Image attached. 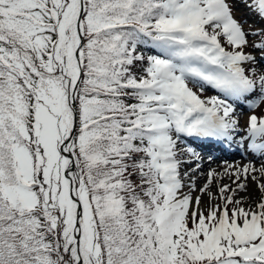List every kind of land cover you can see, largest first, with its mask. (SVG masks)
Segmentation results:
<instances>
[{"label":"trees","instance_id":"trees-1","mask_svg":"<svg viewBox=\"0 0 264 264\" xmlns=\"http://www.w3.org/2000/svg\"><path fill=\"white\" fill-rule=\"evenodd\" d=\"M168 2L0 0V264H264V250L254 258L251 246L196 256L187 243L201 242L195 228L187 235L165 220L169 207L144 162L151 101L128 81L148 84L153 56L167 59L153 37L168 32ZM123 65L128 73L120 75ZM43 108L58 117L55 160L73 165L64 176L71 217L40 159L49 148L36 135ZM86 209L95 246L87 243Z\"/></svg>","mask_w":264,"mask_h":264},{"label":"rangeland","instance_id":"rangeland-1","mask_svg":"<svg viewBox=\"0 0 264 264\" xmlns=\"http://www.w3.org/2000/svg\"><path fill=\"white\" fill-rule=\"evenodd\" d=\"M170 1L173 2H168L169 13L164 14L162 18L165 22L163 27L168 32L158 36L162 53L168 55L167 59L161 60L153 56V63L148 64L145 75L149 77L148 84L144 83V80L135 81L132 78L128 81L132 87L141 86L146 103L151 101L148 108L143 110L145 125L150 129L145 142L142 143L149 145L144 162H148L147 166L156 171L158 186L164 195L165 204L169 207L167 212L170 216L165 218L167 223L180 227L187 235L188 226H193L197 237H200L201 242L187 240L192 253L196 256H230L246 253L247 246H251L255 249L251 255L256 258L258 249L264 250V162H252L237 156L234 160H221L219 164L224 167L220 170V182L213 188L208 187L210 184L207 183L194 187L190 184L194 177L187 179L182 176L191 171L201 172L204 168L197 171L198 166L209 161L210 157H204L198 150L186 145L185 141H180L181 133L176 124L181 122L177 118L179 113L186 115L190 112L191 109L186 107L196 106L201 110L213 107L217 110L214 107L216 100H222L221 104L230 110L227 116L219 115V118L229 127L233 126L231 123L234 124L233 128L237 129L231 132L236 141L235 146L241 147L238 137L241 136L243 120L248 126V117L256 115L260 124H264V72L249 71V68L254 66H264V37L261 36L264 34V0ZM72 4L68 3L67 8L72 9ZM132 51L133 48L129 53ZM254 63L257 65H252ZM235 71L242 73V79L247 82L249 88L257 90L254 95L244 98L237 95L239 88L230 78ZM119 73L127 74V66L123 65ZM207 82L216 89L208 87ZM176 85L182 90L181 99L186 101V104H183L185 109L181 112L175 108L181 102L177 100L178 96L174 92ZM229 91L234 94L229 95ZM131 102L140 104L133 100ZM194 115L193 113L191 117L194 118ZM57 120V115L52 111L41 109L38 113L39 125L36 135L49 147L47 155L44 154L40 159L42 162L48 160L47 178L53 186V197L59 196L60 201L55 199L56 202L61 204L62 210L66 206L63 211L71 217L74 204L68 200L69 187L64 176L69 177L68 169L73 167L72 164L68 166L66 160H55L58 156L54 149ZM64 130L66 128H62V134ZM177 142H180V150L186 149L191 151V154L179 156V149L171 151L170 147ZM64 143L61 151L68 154L67 144ZM257 144L264 153V133ZM25 155L27 156L26 153ZM25 155L18 152L21 169L28 166ZM166 156L169 157L165 158ZM185 163L188 164L187 168L180 176L176 169ZM234 165L237 166L232 170L234 182L240 178V166H247L242 169V173L251 181L261 182L246 184L250 188L247 196L254 197L251 203L240 201L241 196L229 190V182L227 185L222 184V177L227 172L231 173L226 167ZM260 167L263 169L262 174L258 171ZM216 170L212 164L205 167L207 181ZM238 186L239 184H235L233 188L237 189ZM69 195L72 198L71 190ZM84 214L87 243L89 246H95L96 232L91 214L87 209ZM171 216L173 219H170ZM72 220L77 224L76 217ZM169 237L171 238L172 234H169Z\"/></svg>","mask_w":264,"mask_h":264},{"label":"bare ground","instance_id":"bare-ground-1","mask_svg":"<svg viewBox=\"0 0 264 264\" xmlns=\"http://www.w3.org/2000/svg\"><path fill=\"white\" fill-rule=\"evenodd\" d=\"M209 58L211 60H213L211 57H209ZM252 65H257V64L254 63ZM249 71H250V73H253L255 71H257L259 73L262 71L264 72V66L263 65H257V66H254L253 68H249ZM206 85L208 87H211V89L215 88L209 82H207ZM214 91H216V90H214ZM174 92H175V95L178 96L177 100L181 101L180 104L176 105L175 108L181 112L185 109V105H183V104H186V101L181 99L180 96L182 94V90L178 85H176L174 87ZM256 92H257L256 89H254V90L252 89L251 91L249 89H246V93L250 96L254 95ZM228 94L229 95L234 94V92L229 91ZM222 102H223L222 100H219V102H218V100L215 101L214 107H216L217 110H214V108L211 107V108H206L203 111H199L196 106L195 107L192 106V107H186V109H191L190 112L187 113L186 115H184L182 112L177 115V118L180 119V121H181V122L178 121L179 123L177 122L178 124H176V127H178L180 129V133H181L180 134V136H181L180 141H182V140L185 141L186 145H190L194 149L198 150L201 154H203L204 157H210L209 161L202 162L200 164V166H198L199 169H197V171H200V170H202V168H204L201 172L195 173V171H191V172L187 173L186 175L182 176L183 178H187V179H188V177L189 178L194 177L193 178L194 180L192 179L193 182L190 183L194 187L202 186L205 183L210 184L208 186L210 188L215 187V185L217 183H219L221 180L220 170L224 167V166H221L219 164V162L221 160H224V159L234 160L235 156H237L240 158H245L246 160H252V162H256V161L264 162V153H262L260 148H258V144L256 145V143L258 142V139L254 138V137H250L253 135V132L251 130H249L247 123L244 120H243L244 125L242 127V130L240 131L241 147L235 146L236 141L231 143L227 140H223L225 138L220 139V138H217L216 136H212L210 134L206 135V133H205V136L208 138V140H202V141L200 140V137L203 135L202 130H200L199 129L200 127L196 126L194 124V122L192 123V121H195L196 119L204 116L208 111L213 116V118L217 121H219L218 115H220L221 117L227 116V113L230 110L226 109L222 105L223 104ZM198 108H200V107H198ZM191 112L195 114L194 118L191 116L187 117ZM229 122H231V121H229ZM231 125H234V124L231 123ZM260 129L264 130V124L263 123L260 126ZM208 130H210V129H208ZM240 143H239V145H240ZM179 147H180V142H177V143L172 144V146L170 147V150L179 149ZM177 154L179 156H184L187 154L189 155V154H191V151H187L186 149L185 150L179 149ZM208 164H212L214 166L215 170L217 169L215 173L212 172V177H210V175H209V177H210L209 181H207L208 179H207L206 175L204 174L205 173V167ZM187 165H188L187 163L181 164L178 166V169H176L177 173L180 176L184 173V169L187 168ZM246 167L247 166H245V167L240 166L241 170H240L239 174H241V175L239 176L240 178H238V181H236V182H234L232 180V178H234L232 170L236 169L237 166L234 165V166L226 167L227 170H229L231 173L227 172V174L222 177V179L224 180L222 182V184L227 185V182H229V184H228L229 190H231L233 193L237 192L239 194V196H241L240 201L246 200L249 203H251V201L254 197L253 196L249 197V195L247 196V192L250 190V188H248L246 184L251 185V182L255 183V184H261V182L260 181L259 182L251 181L248 178V176L243 174L242 169H244ZM250 169H252V167H250ZM258 171H260V173L262 174L263 173L262 167H260V169H258ZM222 173H224V171ZM235 184H239L237 189L233 188V186ZM181 187L183 188V186H181ZM263 188H264V186H263ZM263 191H264V189H263ZM251 195H253V194L251 193Z\"/></svg>","mask_w":264,"mask_h":264},{"label":"water","instance_id":"water-1","mask_svg":"<svg viewBox=\"0 0 264 264\" xmlns=\"http://www.w3.org/2000/svg\"><path fill=\"white\" fill-rule=\"evenodd\" d=\"M73 104H74V106L76 105V102H75V100H73ZM64 145H66V143H64ZM81 208V206L79 205V209ZM77 226H78V224H77Z\"/></svg>","mask_w":264,"mask_h":264}]
</instances>
